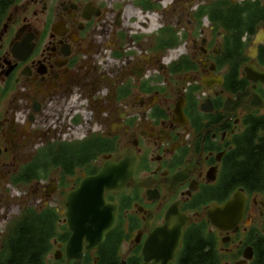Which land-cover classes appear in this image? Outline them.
<instances>
[{"label": "flooded vegetation", "instance_id": "1", "mask_svg": "<svg viewBox=\"0 0 264 264\" xmlns=\"http://www.w3.org/2000/svg\"><path fill=\"white\" fill-rule=\"evenodd\" d=\"M247 152L264 159V0H0V255L32 209L42 264H182L205 229L217 264H264ZM114 158L133 164L104 194L114 225L67 254L66 195ZM235 193L240 221L213 225Z\"/></svg>", "mask_w": 264, "mask_h": 264}, {"label": "water", "instance_id": "2", "mask_svg": "<svg viewBox=\"0 0 264 264\" xmlns=\"http://www.w3.org/2000/svg\"><path fill=\"white\" fill-rule=\"evenodd\" d=\"M132 160L130 165L124 166L116 158L105 162L94 175L80 180L75 189L66 195V206L69 229L72 231L66 253L72 245L81 248V243L86 242L87 248L96 245L103 240L104 234L114 225L116 205L107 201L105 191H118L131 175ZM240 193H235L226 202L213 205L207 209V218L210 222L228 230L234 227L243 215V200ZM73 210H82L81 215L73 214ZM74 218H83L80 221ZM83 238V239H82ZM223 242L227 240L223 239ZM253 255L252 247L247 246L243 250V258L232 264H248Z\"/></svg>", "mask_w": 264, "mask_h": 264}, {"label": "trees", "instance_id": "3", "mask_svg": "<svg viewBox=\"0 0 264 264\" xmlns=\"http://www.w3.org/2000/svg\"><path fill=\"white\" fill-rule=\"evenodd\" d=\"M264 159L256 153L250 152L238 163L235 177L243 178L244 181H264ZM43 220L31 209L29 231L22 232L18 238L13 237L10 245L13 247L12 254L0 255V264H42V244L46 241L41 232ZM216 240L207 229L203 231L201 240L192 241L185 252L182 264H217L218 254L214 249ZM192 244V245H191ZM211 249H206V245ZM260 254V253H259Z\"/></svg>", "mask_w": 264, "mask_h": 264}, {"label": "rangeland", "instance_id": "4", "mask_svg": "<svg viewBox=\"0 0 264 264\" xmlns=\"http://www.w3.org/2000/svg\"><path fill=\"white\" fill-rule=\"evenodd\" d=\"M156 20H155V18L153 17V19H152V22L154 23ZM78 114V113H77ZM78 118H80V121H83L82 119H81V117L79 116ZM80 124H82V123H80ZM79 124V125H80Z\"/></svg>", "mask_w": 264, "mask_h": 264}]
</instances>
